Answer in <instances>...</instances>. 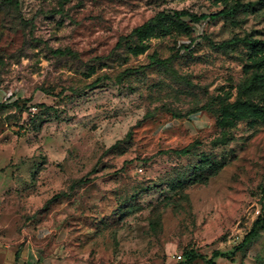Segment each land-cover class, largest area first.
<instances>
[{"label": "rangeland", "instance_id": "obj_1", "mask_svg": "<svg viewBox=\"0 0 264 264\" xmlns=\"http://www.w3.org/2000/svg\"><path fill=\"white\" fill-rule=\"evenodd\" d=\"M234 38L264 42V0H0V132L32 199L68 208L74 258L264 264V226L242 244L264 218V118L237 106L264 51L216 48Z\"/></svg>", "mask_w": 264, "mask_h": 264}, {"label": "crops", "instance_id": "obj_2", "mask_svg": "<svg viewBox=\"0 0 264 264\" xmlns=\"http://www.w3.org/2000/svg\"><path fill=\"white\" fill-rule=\"evenodd\" d=\"M13 134L11 129L0 132L5 139L0 143V264H84L72 256L74 244L64 227L68 208L54 206L49 196L32 199L33 167L21 160L22 149L10 145ZM40 186L53 187L48 180H41ZM36 209L42 212L36 215Z\"/></svg>", "mask_w": 264, "mask_h": 264}, {"label": "trees", "instance_id": "obj_3", "mask_svg": "<svg viewBox=\"0 0 264 264\" xmlns=\"http://www.w3.org/2000/svg\"><path fill=\"white\" fill-rule=\"evenodd\" d=\"M240 5H235L230 8H226L224 10L219 11L214 15H201L197 16L194 14H190L188 12H176L173 16L166 15L165 13L160 14V19L167 20L168 18L174 19L176 21H180L184 17L190 18L193 22L199 23L201 21H205L207 19L216 20L219 18L225 19H233L236 17L237 12L240 10ZM250 45L254 50L264 51V42L252 40L250 38H234L228 41H225L216 46L219 49H229L238 45ZM264 88V74H254L240 89V97L237 103V106L241 109L245 110L248 114L264 118V107L256 104L252 101L253 96ZM232 113L231 111H228ZM190 150L188 148L182 149L180 151H176L177 154L186 156L188 155ZM78 184V182L76 183ZM85 218H88L87 216ZM264 226V218H259L252 227L251 232L246 235L243 246H247L251 243L257 236L258 230ZM219 256L216 254L215 257ZM197 259V257L193 256L190 258V262H193Z\"/></svg>", "mask_w": 264, "mask_h": 264}, {"label": "built area", "instance_id": "obj_4", "mask_svg": "<svg viewBox=\"0 0 264 264\" xmlns=\"http://www.w3.org/2000/svg\"><path fill=\"white\" fill-rule=\"evenodd\" d=\"M36 110H37V109L34 107V108H33V112H36ZM180 258H181V257H179V259H180Z\"/></svg>", "mask_w": 264, "mask_h": 264}]
</instances>
